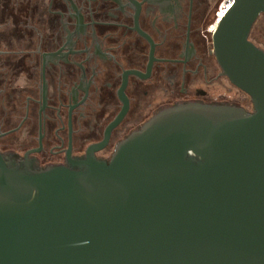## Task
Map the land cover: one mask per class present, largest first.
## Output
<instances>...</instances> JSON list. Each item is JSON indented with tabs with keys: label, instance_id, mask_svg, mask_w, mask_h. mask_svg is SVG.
Masks as SVG:
<instances>
[{
	"label": "water",
	"instance_id": "1",
	"mask_svg": "<svg viewBox=\"0 0 264 264\" xmlns=\"http://www.w3.org/2000/svg\"><path fill=\"white\" fill-rule=\"evenodd\" d=\"M262 14L264 0H234L213 34L251 110L166 105L107 159L94 146L46 165L0 152V264H264Z\"/></svg>",
	"mask_w": 264,
	"mask_h": 264
},
{
	"label": "flooded vegetation",
	"instance_id": "2",
	"mask_svg": "<svg viewBox=\"0 0 264 264\" xmlns=\"http://www.w3.org/2000/svg\"><path fill=\"white\" fill-rule=\"evenodd\" d=\"M220 2L0 0V152L46 165L94 146L107 159L166 105L251 110L214 54Z\"/></svg>",
	"mask_w": 264,
	"mask_h": 264
},
{
	"label": "rangeland",
	"instance_id": "3",
	"mask_svg": "<svg viewBox=\"0 0 264 264\" xmlns=\"http://www.w3.org/2000/svg\"><path fill=\"white\" fill-rule=\"evenodd\" d=\"M252 37L256 40L257 43L264 46V17L259 19L257 25L253 30Z\"/></svg>",
	"mask_w": 264,
	"mask_h": 264
},
{
	"label": "built area",
	"instance_id": "4",
	"mask_svg": "<svg viewBox=\"0 0 264 264\" xmlns=\"http://www.w3.org/2000/svg\"><path fill=\"white\" fill-rule=\"evenodd\" d=\"M234 0H222L219 4V13L222 14V12H227L230 7L232 6ZM225 13L221 16V18L225 15Z\"/></svg>",
	"mask_w": 264,
	"mask_h": 264
},
{
	"label": "bare ground",
	"instance_id": "5",
	"mask_svg": "<svg viewBox=\"0 0 264 264\" xmlns=\"http://www.w3.org/2000/svg\"><path fill=\"white\" fill-rule=\"evenodd\" d=\"M225 12H222V14H224Z\"/></svg>",
	"mask_w": 264,
	"mask_h": 264
}]
</instances>
